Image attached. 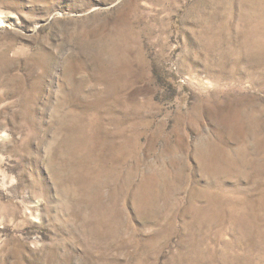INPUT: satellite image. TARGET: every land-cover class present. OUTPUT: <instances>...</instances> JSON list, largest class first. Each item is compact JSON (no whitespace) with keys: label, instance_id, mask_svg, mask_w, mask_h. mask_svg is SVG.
Instances as JSON below:
<instances>
[{"label":"rangeland","instance_id":"1","mask_svg":"<svg viewBox=\"0 0 264 264\" xmlns=\"http://www.w3.org/2000/svg\"><path fill=\"white\" fill-rule=\"evenodd\" d=\"M0 264H264V0H0Z\"/></svg>","mask_w":264,"mask_h":264}]
</instances>
